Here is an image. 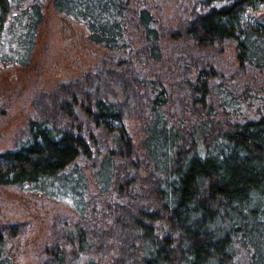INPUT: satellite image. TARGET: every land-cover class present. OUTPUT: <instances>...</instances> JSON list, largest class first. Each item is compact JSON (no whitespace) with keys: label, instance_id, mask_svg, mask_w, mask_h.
Instances as JSON below:
<instances>
[{"label":"trees","instance_id":"1","mask_svg":"<svg viewBox=\"0 0 264 264\" xmlns=\"http://www.w3.org/2000/svg\"><path fill=\"white\" fill-rule=\"evenodd\" d=\"M133 1H51L129 55L34 98L0 185L78 217L40 264H264V0H195L177 28ZM43 17L41 0H0V67L30 63ZM230 45L233 70L218 64Z\"/></svg>","mask_w":264,"mask_h":264},{"label":"rangeland","instance_id":"2","mask_svg":"<svg viewBox=\"0 0 264 264\" xmlns=\"http://www.w3.org/2000/svg\"><path fill=\"white\" fill-rule=\"evenodd\" d=\"M51 1L41 0L44 17L37 29L30 63L24 67H0V152L14 148L25 135L29 120L35 117L32 102L36 96L48 94L60 83L77 80L99 66H111L112 59L129 55L128 52L109 53L104 47L89 42L85 26L57 13ZM194 1L133 2L149 6L158 24L177 28L180 19L189 17L186 6ZM263 11L264 8L256 15ZM168 51L169 48L167 54ZM179 55L176 53V57ZM164 56L166 58V54ZM233 57L234 48L230 45L218 64L231 66L233 70L236 67L235 64L233 66ZM167 65L163 68L166 69ZM139 126L138 121L127 122L135 138L142 135ZM138 142L139 139L136 140ZM77 219L66 203L52 199L39 190L0 185V230L11 231L10 236L4 233V250L11 264H40L42 251L53 241L63 223L68 228V223ZM16 223L21 225L20 230L12 227Z\"/></svg>","mask_w":264,"mask_h":264}]
</instances>
